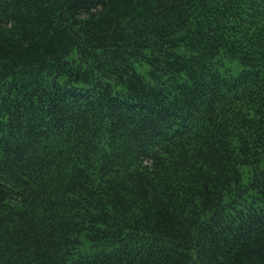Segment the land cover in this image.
I'll list each match as a JSON object with an SVG mask.
<instances>
[{
    "label": "trees",
    "instance_id": "trees-1",
    "mask_svg": "<svg viewBox=\"0 0 264 264\" xmlns=\"http://www.w3.org/2000/svg\"><path fill=\"white\" fill-rule=\"evenodd\" d=\"M0 264H264V0H0Z\"/></svg>",
    "mask_w": 264,
    "mask_h": 264
},
{
    "label": "rangeland",
    "instance_id": "rangeland-1",
    "mask_svg": "<svg viewBox=\"0 0 264 264\" xmlns=\"http://www.w3.org/2000/svg\"><path fill=\"white\" fill-rule=\"evenodd\" d=\"M225 66L230 68L231 70L234 69V71L236 72L239 70V67L236 65L234 61H227Z\"/></svg>",
    "mask_w": 264,
    "mask_h": 264
}]
</instances>
